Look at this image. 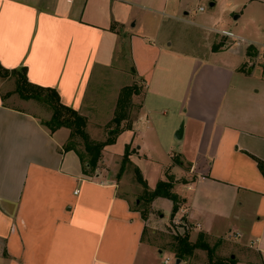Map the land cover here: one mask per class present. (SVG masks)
<instances>
[{"label": "crops", "instance_id": "1", "mask_svg": "<svg viewBox=\"0 0 264 264\" xmlns=\"http://www.w3.org/2000/svg\"><path fill=\"white\" fill-rule=\"evenodd\" d=\"M133 1L0 0V63L26 67L31 82L55 88L89 123L106 124L122 87L144 83L132 127L117 137L124 150L106 145L86 172L64 149L70 129L52 133L38 112L7 104L0 76V264H161L146 229L166 225L151 205L163 196L148 211L134 207L135 194L101 168L126 145L148 190L173 181L180 202L171 218L200 224L192 239L228 240L251 250L236 264H264V91L247 82L238 47L255 42L235 34L243 41L216 48L214 32L226 28L214 24L204 54L185 53L163 42L159 25L146 32L135 13L124 18L121 6ZM147 163L159 171L152 186Z\"/></svg>", "mask_w": 264, "mask_h": 264}, {"label": "rangeland", "instance_id": "2", "mask_svg": "<svg viewBox=\"0 0 264 264\" xmlns=\"http://www.w3.org/2000/svg\"><path fill=\"white\" fill-rule=\"evenodd\" d=\"M133 2L132 5L127 4L128 6H121V12L124 14V18L127 17V14L131 15L132 13H135L138 15L139 20H143L146 32L154 31L159 25L163 42L169 37L168 41L173 42V47L175 49L182 50L188 54H193V52H195V54H204L211 36L210 30L206 26H212L214 24H216L218 28L224 27L233 31L237 35L253 40L255 43L244 44L243 42L241 46H238L240 47L239 49H241V51L244 50L243 53L248 56L242 64L241 69L245 72L247 82H249L250 86H253V89L257 88L264 91V3L258 0H181L180 5H177L178 0H171L170 3L165 0H138ZM211 2H216L214 8L211 7ZM185 3L187 4L185 10L189 11V14L187 15L183 13L184 9L182 8ZM200 6L205 10L200 11ZM237 14L240 15V17L235 19L234 17ZM182 16L185 19L182 18ZM202 24L205 27H203ZM215 35L218 37V41L215 42L216 48H231L236 43L243 41L240 38L225 36L220 31L214 32V36ZM237 60L238 58L235 57L234 62ZM127 62L129 63L130 60ZM129 69L131 71H129L130 75L133 66H129ZM249 69H251V71ZM186 71L187 70L184 69V76ZM188 72L189 73H187V77L184 81V87L186 85V80H188V74H190V71ZM134 78L137 80L136 76H134ZM184 78L185 77H183V79ZM3 80L2 93L6 94L5 102L7 104L34 110L40 114L42 120H48L51 118L50 111L45 107L37 104L34 100H32V102L25 101L20 97L19 93L15 92L17 81L14 76L3 77ZM123 80H127V78H124L123 76ZM134 83L137 84L140 89V96L137 97L135 100L136 103H133L132 107H130L131 109H129L131 111V120L137 116L136 112L140 105L144 90V83L141 82V79H138L137 82ZM180 90L181 88L178 86V91ZM112 119L104 125L88 122L86 130L90 137L98 141L107 139L111 134V129L115 127L111 122ZM77 147L86 156L85 160H87L85 145L81 139L77 140ZM112 150L114 154H117L118 152L121 153L124 150L121 139H118L116 143L112 145ZM108 153H106V155L102 154L99 163L102 158L108 155ZM124 153L113 158L110 156L111 159L104 163L101 168L105 173V176L108 175L109 172L118 183L123 182L120 187L122 191L128 193L133 192L135 194L136 200L134 199L132 201V206L148 211L151 200L149 193L152 191L148 190L147 186L144 185L145 187H143L139 183L140 181L138 180L135 168L130 159L124 164L121 174L119 172L123 165ZM133 153H135V149L132 150L129 145V156L133 155ZM145 166L146 169L144 171L146 172L148 185L152 186L159 176V171L156 169L155 164L149 165L147 163ZM151 166L154 167L155 172H153V169H150L152 168ZM151 205L157 212L155 213L157 214L155 217V223L157 220H160L166 225L161 226L156 224L150 226V228L146 229V236H148V239L155 248L163 251L164 254L162 255V258L170 256L172 258L180 259L177 257L175 251V235L176 233H184L185 229L178 228V224L173 223L175 216L171 218L173 211L170 200L167 197H159L153 199ZM192 230L194 229L189 230L190 241L195 243L198 238H191L190 232H192ZM202 240L208 243L212 250L208 251L202 248H195L191 254H188L181 259L180 264H236L238 260H241V252L249 253V251H251L240 247L236 243L222 240L221 238L213 239L202 237ZM158 253L156 257L159 259L160 254L158 256ZM232 255H234V258H232ZM171 264H173V262Z\"/></svg>", "mask_w": 264, "mask_h": 264}, {"label": "trees", "instance_id": "3", "mask_svg": "<svg viewBox=\"0 0 264 264\" xmlns=\"http://www.w3.org/2000/svg\"><path fill=\"white\" fill-rule=\"evenodd\" d=\"M0 76L10 77L14 76L17 81V88L15 92L19 93L20 97L24 100H34L37 104L45 107L51 113V118L48 120H41V123L48 127L53 133L61 127L70 129L69 139L64 146L65 150H75L84 166L86 172H94L98 167L99 160L102 156V151L106 145L114 144L118 135L127 129L132 127V118L130 117V107H132V97L135 94L140 93V89L137 84L125 86L121 89L119 98L117 101L116 111L112 119V123L115 125L111 129L109 137L103 141L94 140L88 134L86 127L88 123L87 117L80 114L76 109L64 104L61 101L58 91L49 86H43L37 83H33L28 79L26 67L22 68H7L0 63ZM81 139L85 145L86 156L78 149L77 140ZM129 161V145H126L123 165L120 168V174L123 171L124 164ZM177 161V160H176ZM259 168L264 175V161L257 158ZM138 180L147 186L142 174L138 167L135 168ZM173 181H159L155 190L149 193L151 199L157 196H163L173 201V213L178 210V203L180 202L179 196L173 191ZM146 218V214L144 213ZM175 251L177 257L183 259L188 254H191L195 248H202L211 251L212 248L208 243L202 240L200 236L197 242L192 243L190 241L189 231L184 233H176L175 235Z\"/></svg>", "mask_w": 264, "mask_h": 264}, {"label": "built area", "instance_id": "4", "mask_svg": "<svg viewBox=\"0 0 264 264\" xmlns=\"http://www.w3.org/2000/svg\"><path fill=\"white\" fill-rule=\"evenodd\" d=\"M203 9H204L203 7L199 8L200 11H202ZM220 32L225 36L236 37L235 33L231 30H228V29L220 30ZM173 223L178 224L177 227L182 228V229L184 228L185 231H189L191 229H195V228L200 227V224H196V225L191 224L184 217H180L179 219H177V218L173 219ZM176 261H177V258H172L170 256H166V257L162 258L161 264H171L172 262H173V264H177Z\"/></svg>", "mask_w": 264, "mask_h": 264}, {"label": "water", "instance_id": "5", "mask_svg": "<svg viewBox=\"0 0 264 264\" xmlns=\"http://www.w3.org/2000/svg\"><path fill=\"white\" fill-rule=\"evenodd\" d=\"M214 4H215L214 2H211L210 5L213 6ZM238 17H239V15L237 14V15H235L234 18L237 19ZM182 134H183V124L180 125L178 131L176 132V137L180 138V137H182ZM232 257H234V255H232ZM180 262H181V259H177L176 263L180 264Z\"/></svg>", "mask_w": 264, "mask_h": 264}]
</instances>
